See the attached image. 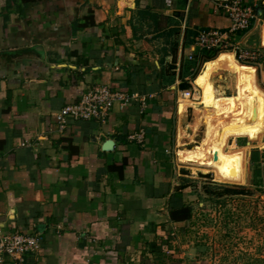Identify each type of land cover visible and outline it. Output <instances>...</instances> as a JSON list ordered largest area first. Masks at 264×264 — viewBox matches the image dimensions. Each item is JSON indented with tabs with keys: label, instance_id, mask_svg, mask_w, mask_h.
<instances>
[{
	"label": "crops",
	"instance_id": "obj_1",
	"mask_svg": "<svg viewBox=\"0 0 264 264\" xmlns=\"http://www.w3.org/2000/svg\"><path fill=\"white\" fill-rule=\"evenodd\" d=\"M234 1L0 0V228L40 236L24 264H190L224 239L236 245L194 231L199 189L220 183L179 156L203 138L206 100H264L258 81L228 63L235 49L196 46L202 32L230 26L224 5ZM241 5L257 16L235 38L258 55L239 62L252 66L262 59L264 0ZM102 85L137 99L116 104L104 124L69 119L60 131L54 115ZM255 140L228 141L245 167ZM183 209L190 218L173 220Z\"/></svg>",
	"mask_w": 264,
	"mask_h": 264
},
{
	"label": "rangeland",
	"instance_id": "obj_2",
	"mask_svg": "<svg viewBox=\"0 0 264 264\" xmlns=\"http://www.w3.org/2000/svg\"><path fill=\"white\" fill-rule=\"evenodd\" d=\"M258 24L264 26V12L260 16V22ZM261 45L264 47L262 42ZM261 53L262 59L255 61L252 66L240 64V61L237 58L234 59V61L231 57L226 60L232 66L234 65L232 62H235L238 66H242L239 74L244 76L241 72H245L247 76L253 78L251 79L252 81L257 80L259 84L258 86L264 91V48H262ZM227 74L228 73L225 71H220L215 77L217 78V75H220L219 77L221 78H227ZM232 74H234L233 71H230L228 80L230 79L229 86L231 87L232 94L231 96H226L228 98L234 96ZM239 87L240 86L238 85L235 89ZM204 137L205 135H203L201 140L199 139L200 142L197 145L198 147L191 151H181L179 156L185 152L198 154L199 150L203 151L206 147L204 146V144H206L204 143ZM237 138H247L248 140L258 138V141L255 140L251 143L252 147H250V151L253 154L251 160L249 159L251 154L248 156L247 167H245L246 158L240 157L243 155L246 157V154L243 153L244 151L241 153L239 150H233V145H228L230 139L235 140ZM223 140L225 143L222 147V153H237V155L243 160L241 167L244 168L245 171L247 169V172L245 173L246 175L248 174L249 181L244 188L237 185H224L216 179V175L212 174L214 172L211 171L215 181L220 183V185H206L203 189H199L206 196L202 198L201 195L198 194L203 206L200 208L197 207V217L198 219L199 216L201 217L200 223L202 224L199 225L200 223L198 220L197 224H194V228L196 229L194 231H197L200 235L203 231L214 230V232L216 231L218 233H214L215 235L225 236V238L229 240L236 238V245L232 244L233 242L228 245V240L224 239L222 243L218 242L217 245L219 246L214 252L208 250L209 254H207L205 252L206 250L202 252L199 251V255L193 257L190 264H264V134L261 136L246 137L243 135L235 136L234 133L227 132L223 136ZM212 175L205 181L213 183L214 179L212 178ZM246 235H248L247 237H250V239L238 241L239 238H247ZM243 242L250 243V245L245 247ZM244 251H251L249 253V258L244 259V255L242 254H247ZM235 259L237 260L236 262H234ZM244 260H247V263Z\"/></svg>",
	"mask_w": 264,
	"mask_h": 264
},
{
	"label": "built area",
	"instance_id": "obj_3",
	"mask_svg": "<svg viewBox=\"0 0 264 264\" xmlns=\"http://www.w3.org/2000/svg\"><path fill=\"white\" fill-rule=\"evenodd\" d=\"M230 21L225 31L213 30L202 32L196 39L198 50L205 52H224L236 50V58L240 62H249L258 57L256 53L242 51L235 38L249 30L251 21L256 19L254 11L243 7L241 0L224 5ZM189 60H193L189 56ZM185 96H189L186 93ZM137 99L136 95H128L121 91L112 90L107 86H94L83 94L77 101L67 104L54 115V121L60 131H64L69 119L73 121H95L104 124L116 104L125 106ZM144 105V104H143ZM41 238L36 235L18 233H3L0 228V264H24L25 257L36 255L41 246Z\"/></svg>",
	"mask_w": 264,
	"mask_h": 264
},
{
	"label": "bare ground",
	"instance_id": "obj_4",
	"mask_svg": "<svg viewBox=\"0 0 264 264\" xmlns=\"http://www.w3.org/2000/svg\"><path fill=\"white\" fill-rule=\"evenodd\" d=\"M202 105L206 147L198 154L182 153L181 159L194 167L197 165L205 174L212 170L220 183L244 186L246 171L241 167L243 160L237 154L222 153L223 136L227 132L246 137L264 134L263 98L255 92L232 101L206 100Z\"/></svg>",
	"mask_w": 264,
	"mask_h": 264
},
{
	"label": "trees",
	"instance_id": "obj_5",
	"mask_svg": "<svg viewBox=\"0 0 264 264\" xmlns=\"http://www.w3.org/2000/svg\"><path fill=\"white\" fill-rule=\"evenodd\" d=\"M23 2L26 3L27 0H23ZM262 9H263V12H264V7ZM260 12H262V10ZM261 15L262 14H260L259 16H261ZM211 60H213V59H209L206 62L211 61ZM171 216H172L173 220H187L191 216V211L189 209H183V210H179V211H174V212L171 213Z\"/></svg>",
	"mask_w": 264,
	"mask_h": 264
},
{
	"label": "water",
	"instance_id": "obj_6",
	"mask_svg": "<svg viewBox=\"0 0 264 264\" xmlns=\"http://www.w3.org/2000/svg\"><path fill=\"white\" fill-rule=\"evenodd\" d=\"M104 151H112L113 150V142L112 141H106L103 145Z\"/></svg>",
	"mask_w": 264,
	"mask_h": 264
}]
</instances>
